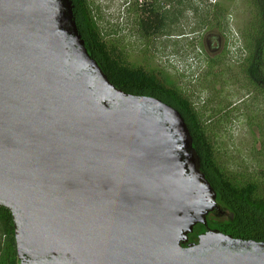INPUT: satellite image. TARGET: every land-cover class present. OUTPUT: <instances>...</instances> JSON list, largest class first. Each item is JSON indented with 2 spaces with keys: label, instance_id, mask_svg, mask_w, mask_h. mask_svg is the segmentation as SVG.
<instances>
[{
  "label": "water",
  "instance_id": "obj_1",
  "mask_svg": "<svg viewBox=\"0 0 264 264\" xmlns=\"http://www.w3.org/2000/svg\"><path fill=\"white\" fill-rule=\"evenodd\" d=\"M73 8L0 0V207L18 263L264 264V243L208 228L217 194L184 120L110 84Z\"/></svg>",
  "mask_w": 264,
  "mask_h": 264
},
{
  "label": "rangeland",
  "instance_id": "obj_2",
  "mask_svg": "<svg viewBox=\"0 0 264 264\" xmlns=\"http://www.w3.org/2000/svg\"><path fill=\"white\" fill-rule=\"evenodd\" d=\"M88 1L105 41L121 51L127 64L153 72L161 82H174L196 103L199 99L198 109L205 107L204 120L211 123L217 158L226 174L242 182H257L264 194V95L250 86L241 72V61H233L234 56L228 54L239 41L245 46L241 31H247L252 19L248 0H182L181 5V0H160L156 6L168 17L166 26L162 33L147 38L137 28L140 12L131 0ZM220 9L222 16L214 19ZM250 34L253 36V31ZM252 43L256 54L259 46ZM198 50L205 64L198 78L191 81L177 71L176 64L183 65L185 58ZM211 61L219 65L215 63L206 75ZM215 74L220 78L211 84ZM222 209L226 214L224 206ZM213 216L208 220L215 219Z\"/></svg>",
  "mask_w": 264,
  "mask_h": 264
},
{
  "label": "trees",
  "instance_id": "obj_3",
  "mask_svg": "<svg viewBox=\"0 0 264 264\" xmlns=\"http://www.w3.org/2000/svg\"><path fill=\"white\" fill-rule=\"evenodd\" d=\"M71 1L74 7L75 23L85 47L110 84L128 95L157 99L175 109L184 120L192 139L193 150L200 162V171L217 194L216 202L220 213L215 211L213 216L215 219L207 220L208 228L243 242L264 243V194H261L257 182L253 180L242 182L235 176L231 177L226 174L217 158L211 123L208 119L204 120L205 107L198 109L199 99L196 103L186 97L178 87H175L174 82L169 80L161 82L153 72L127 64L121 56V51H118L114 44H108L105 41L89 1ZM131 1L136 7L135 10L140 12L137 20L139 32L146 38L162 33L168 17L160 13L156 6L160 4V0H150L151 3L147 4L145 0ZM247 2L252 7L250 9L252 19L247 31H241L246 46L243 45L244 48L242 46L244 55L238 59H232L241 61L239 63L243 64L241 72L247 76L246 79L250 86L258 88L260 94L264 95V51H262L264 47V0H248ZM181 4L182 0L178 2V5ZM217 14L219 16H214V19L221 17L223 10L220 9L215 15ZM252 31L253 36L250 34ZM250 41L251 44L254 41L256 46H259L256 54L252 51L254 46L251 47ZM228 54L230 55L229 52ZM215 63L211 61L209 65L207 62L208 73L206 75L211 74ZM216 64L219 65V63ZM219 78L220 76L215 74L211 84L217 83ZM262 137L264 138L263 133ZM222 206L227 210L226 214L223 213ZM221 214H225L222 220L219 219ZM15 247L11 214L5 208L0 207V264H19Z\"/></svg>",
  "mask_w": 264,
  "mask_h": 264
},
{
  "label": "built area",
  "instance_id": "obj_4",
  "mask_svg": "<svg viewBox=\"0 0 264 264\" xmlns=\"http://www.w3.org/2000/svg\"><path fill=\"white\" fill-rule=\"evenodd\" d=\"M242 50V45L239 41L235 47L231 48L230 55L232 57L234 56V59H238L243 54ZM238 54L239 57H237ZM203 57V53L198 50L196 53L187 56L183 65L180 63L176 64V69L180 74H183L186 79L194 81L196 78H198L204 67Z\"/></svg>",
  "mask_w": 264,
  "mask_h": 264
},
{
  "label": "flooded vegetation",
  "instance_id": "obj_5",
  "mask_svg": "<svg viewBox=\"0 0 264 264\" xmlns=\"http://www.w3.org/2000/svg\"><path fill=\"white\" fill-rule=\"evenodd\" d=\"M217 212H219V211H217ZM209 215H214V212L212 214H209ZM207 220H208V218H207ZM202 229H203V227L201 225L195 226L192 234H189L190 236H188V241L185 244H183L182 246L187 247L189 244H197L198 243V236L204 233L203 232L204 229L203 230Z\"/></svg>",
  "mask_w": 264,
  "mask_h": 264
}]
</instances>
